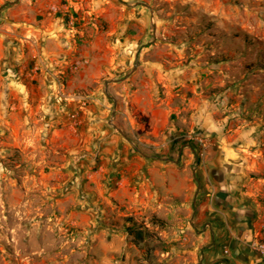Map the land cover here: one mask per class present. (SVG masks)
I'll use <instances>...</instances> for the list:
<instances>
[{
	"label": "crops",
	"instance_id": "obj_1",
	"mask_svg": "<svg viewBox=\"0 0 264 264\" xmlns=\"http://www.w3.org/2000/svg\"><path fill=\"white\" fill-rule=\"evenodd\" d=\"M155 18L142 0H0V202L38 208L35 223L68 206L108 253L133 216L163 264H264L249 246L264 241V104L178 65Z\"/></svg>",
	"mask_w": 264,
	"mask_h": 264
},
{
	"label": "rangeland",
	"instance_id": "obj_2",
	"mask_svg": "<svg viewBox=\"0 0 264 264\" xmlns=\"http://www.w3.org/2000/svg\"><path fill=\"white\" fill-rule=\"evenodd\" d=\"M142 1L156 11L162 41L174 42L170 50L178 65H187L189 59L203 63L207 69L202 73L213 92L228 89L243 103L264 104V66L253 65L264 56V0ZM69 209L49 204V219L35 223L38 208H14L3 193L0 264H163L155 251H164L165 243L151 227L150 252L133 245L127 235L125 249L108 253L100 237L94 240V226L67 220ZM114 225L126 232L128 224Z\"/></svg>",
	"mask_w": 264,
	"mask_h": 264
},
{
	"label": "trees",
	"instance_id": "obj_3",
	"mask_svg": "<svg viewBox=\"0 0 264 264\" xmlns=\"http://www.w3.org/2000/svg\"><path fill=\"white\" fill-rule=\"evenodd\" d=\"M247 43L249 42L246 41L243 45L244 49L246 50ZM250 50L253 51V49ZM260 62L264 66V56L262 58L258 57L253 65H258ZM126 222L128 223V225L125 226V230L127 235L130 237L133 245L137 247L145 246L147 248V251L150 252L152 250L150 241L153 236V232L143 221L136 220L133 216L126 217Z\"/></svg>",
	"mask_w": 264,
	"mask_h": 264
},
{
	"label": "built area",
	"instance_id": "obj_4",
	"mask_svg": "<svg viewBox=\"0 0 264 264\" xmlns=\"http://www.w3.org/2000/svg\"><path fill=\"white\" fill-rule=\"evenodd\" d=\"M82 63H86L85 60H77L73 63L72 65V69L75 70L77 69ZM85 99L82 100L81 103V107L85 106ZM71 119H73L74 121H76V113H71L70 114ZM191 139L195 140L202 148H204L206 146V139L202 136H193L191 137ZM85 157V154H75L73 156V160L74 162H78L80 161L82 158ZM249 246L251 249H253L254 251L258 252L261 255H264V241L261 240H252L249 242ZM227 252V250L225 251Z\"/></svg>",
	"mask_w": 264,
	"mask_h": 264
}]
</instances>
